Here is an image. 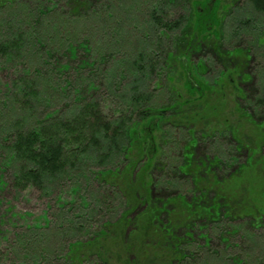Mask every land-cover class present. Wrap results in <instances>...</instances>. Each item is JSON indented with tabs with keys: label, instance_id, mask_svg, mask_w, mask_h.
<instances>
[{
	"label": "trees",
	"instance_id": "obj_1",
	"mask_svg": "<svg viewBox=\"0 0 264 264\" xmlns=\"http://www.w3.org/2000/svg\"><path fill=\"white\" fill-rule=\"evenodd\" d=\"M179 1L193 7L194 3L204 0L153 2L149 7V18L145 20L147 26L142 34V47L130 59H125L127 67L124 70L115 71L120 82L128 79L126 70L132 79L116 90H112L114 85L111 81L107 91L108 102L94 94L97 88L89 81L74 96L75 104L66 113L59 107L48 111H39L34 107L26 110V106L29 108L31 105L24 99L26 103L18 107L25 110V116L18 118V122L14 120L10 124L6 120L4 125L1 124V130L6 131L9 127L8 132L0 136V145L3 144L6 152L3 165L11 169L15 190L35 187L41 196L56 194L58 206L68 203L71 207L63 206L64 211H76L79 213L75 215L76 219L82 220L79 230L84 238L69 241L67 250L61 251L64 237L59 232L54 248H46L47 254L42 249L44 254L36 256L35 261L60 259L67 264H228L222 252L231 247L229 239L240 229L231 228L227 234H219V240L226 246L212 253L218 255L215 258L203 255L201 247L195 249L196 230L201 232L203 225L209 221L217 223L223 218L235 220L241 215L240 219L247 217L253 229L264 228V221L261 220L264 208L260 213L259 203L254 207L249 205V199H254V196L243 193V204L231 205L232 189L249 181L250 147L236 138L235 128L228 122L211 129L202 127L195 135L191 125L201 124L209 113L194 111L189 114L183 111L193 103L182 96L181 86L176 89L170 82L176 73L180 76L179 80L183 78L182 85L185 81L191 89H202L201 83L193 82L195 79L191 73L194 71L196 77L203 79L209 87L213 86L209 94L213 98L204 100V105L215 115L217 105L210 102L218 99L217 78L202 76L207 74L205 60L192 65L189 59L191 54L203 52L205 44L198 39L200 35L194 33L191 36L194 16L185 14V18L182 14L169 20L166 19V11H163L168 3L177 4ZM73 2L78 3L80 8L86 5V1ZM244 2L250 4L255 12H264V0ZM44 3V0L38 2L37 7L41 8ZM87 4L90 2L87 1ZM65 5L69 6L68 3ZM232 6L238 7L235 4ZM228 15L235 21L232 7L221 15L220 36L212 42L214 57L209 63L213 69L212 62H222V54L231 52L229 47L221 51ZM18 29L15 37L3 36L0 40V55L9 61L25 47V32L20 26ZM231 30L230 39H233V33L237 35L238 29L235 26ZM193 37L195 41H192ZM225 42L227 46L228 41ZM79 46L90 52L87 42L79 43ZM68 48H71V55L75 54L73 41ZM54 49L57 50V46ZM231 73L220 70L218 79L222 77L231 84ZM157 75L160 78L155 83V92L147 91L143 83ZM163 76L171 83H168L170 89L165 85L167 83L162 82L165 80ZM18 79L15 82L19 88H9L11 102L16 101L18 95L26 97L30 94L38 97L36 101L39 104L43 102L39 91L35 90V82L27 77ZM173 83L178 84V80ZM160 88L159 93L156 90ZM232 94L234 97H227L235 100L237 95L234 91ZM198 95L202 97V90ZM234 103L237 104L236 100ZM13 108L10 110L15 111L16 108ZM174 111L176 116L170 114ZM195 116L197 119L194 120ZM260 122L264 123V120ZM20 123L23 125L21 129L18 128ZM261 129L264 135V126ZM227 141L230 145L224 152L223 146ZM243 150L247 151V156L241 161L239 155ZM228 152L234 154L230 157L226 154ZM257 156L259 159L255 163L260 167L264 161V136ZM94 165L99 168L91 171ZM83 182L86 188H82ZM93 184L98 185L94 188L96 193L91 192V196L80 194L79 202L74 201L75 195L83 189L93 190ZM65 195L69 200H64ZM46 214L43 219L39 216L32 218L36 222H25L26 230L42 228L40 221L43 225L48 222ZM10 215L23 221L33 217L28 212H10ZM74 227L72 224L67 230L77 231L78 228ZM248 238L253 236L250 234ZM24 240L23 237L18 239L19 247L26 244ZM211 240L204 239L207 247L213 244ZM245 245L250 250L249 245ZM114 249L122 257L118 261L112 258ZM240 254L238 258H232V264H264V251L260 255L256 253L257 257L250 251Z\"/></svg>",
	"mask_w": 264,
	"mask_h": 264
},
{
	"label": "rangeland",
	"instance_id": "obj_2",
	"mask_svg": "<svg viewBox=\"0 0 264 264\" xmlns=\"http://www.w3.org/2000/svg\"><path fill=\"white\" fill-rule=\"evenodd\" d=\"M41 1L0 0V40L4 38L3 36L11 37L14 35L13 37H15L20 30L18 29L19 26L25 32V34L23 33L25 47L20 53H17L11 61L0 55V126L6 120L8 123L14 122V120L18 122L20 121L18 118L25 116L26 112L21 108L22 104L26 103L24 99H27L31 105L29 108L26 106V110L34 107L39 111H48L59 107L60 109L63 108L66 113L75 104L74 96L81 89H84L89 81L97 88L94 94L100 100L108 102L106 98L109 96L107 91L110 90L111 81L114 85L112 90H116L132 79V75L130 76L126 70L128 79H125L124 83L120 82L119 77L115 76V71L119 72L120 68L124 70L127 67V63L124 62L125 59H130L135 54L134 52L142 47L141 41L144 40L142 34L147 26L149 7L156 0H76L83 3L86 1V5L83 7L81 5V8L73 0H44V5L41 8L37 7L38 2L41 3ZM87 1L90 4H87ZM236 1L216 0L211 2L204 0L194 3L193 7L192 4L189 6L179 1L177 4L168 3L163 8V11H166V19L169 20H173L182 14L184 17L185 14L194 16L191 36H194V33L200 35L198 39L207 46L204 44V48H202L204 51L191 54L189 59L192 65L205 60L207 74L202 76L205 78L212 76L210 78L213 79L216 76L217 78L218 99L210 102V104L217 105L215 115L209 112L208 107L204 105V100L208 101L213 98L212 95H209L213 86L209 87L203 79L196 77L194 71L191 75L195 80L192 79V81L201 83L202 89H191L185 85V81L182 85L183 78L179 80L180 76L176 75L175 72V76L172 74L174 79L170 82L176 89L181 86L182 96L190 99V102L193 103L186 106L183 111L189 114L194 113V111L209 113L201 124L198 122V124L191 125L195 129V135L202 127L211 129L218 124L223 125L228 122L234 126L233 132L236 138L250 147L251 159L248 168L252 170L248 171L249 181L232 189L231 205L236 207L243 204L241 194L248 193L254 196V199L248 198L249 205L254 207V204L259 203L261 205L260 213H262L264 208V161L262 160L260 167L256 166L255 161L259 159L257 154L260 152L264 136L263 129H261L264 123L260 122L264 120V112H260L264 109V12H255L250 7L251 5L244 0ZM66 3L69 6L65 5ZM233 4L238 7L232 6ZM229 7L234 9L235 21L228 15V27L223 36L228 43L226 46V42L221 41L223 46L221 51L229 47L231 52L228 55L222 54V62H218V60L215 63L212 62V65L214 64L213 69L209 63V60L214 57L211 50L212 42L213 39L220 36L221 15L229 12ZM235 26L238 29V34L232 32L234 38L230 39L229 32ZM194 39L196 38L193 37L192 41H195ZM71 41L76 48L75 54L72 55L70 54L71 48H68ZM85 42L90 49L88 53L79 46V43ZM56 46L58 51L54 49ZM220 70L232 72L231 84L222 77L218 79ZM159 76L152 77L146 84L143 83L147 91L155 92V83L159 80ZM21 77H27L35 82L37 89L33 88L32 90L39 91L42 103L39 104L36 101L38 97L31 94L26 95V97L18 95V99L16 98V101L11 102L12 97L9 96H12V93L9 88L16 89L18 85L15 81ZM163 78L165 77L163 76ZM177 80L178 84H174L173 82ZM162 82L167 83L165 85L169 88L168 83H171L166 78ZM163 88L162 90H164ZM201 90L202 97L198 95ZM156 91L160 93L161 88ZM232 91H234L235 96L237 95L235 97L237 104L234 103L233 98L230 100L227 97L229 95L234 97ZM167 92L174 94L171 91ZM167 95L170 94L167 93ZM207 95L209 96L205 99ZM11 107L16 108V110L11 111ZM170 114L172 116L177 115L175 111ZM195 119L197 116L194 117ZM22 126L20 123L18 128L21 129ZM8 129L9 127L4 131L0 128V136L7 133ZM185 136L188 138L187 134ZM2 145H0V231L2 232L0 235V264H67L60 259H49L48 261H35V259L39 254H44V250L47 254L46 248H54V242H56L59 232H62L64 237V241L62 240L61 243V251L67 250L66 245L69 241L84 238V234L79 230L82 220L75 217L79 213H75L74 210V212L66 213L63 206L70 205L67 203L58 206L56 194L41 196L35 187L21 191L15 190L12 185L13 174L11 169L3 165L6 152ZM229 145V141L224 143V152ZM258 145L259 147L256 148ZM219 147L220 150H223L221 146ZM205 148L208 147L205 146ZM226 154L231 157L234 152ZM246 156L247 151H241L239 160L242 161V158ZM97 168L99 167L94 165L91 171ZM86 187L83 182L82 188ZM92 187L93 190L90 188V191L80 189L82 191L75 195L74 201L79 202L78 196L80 194L91 196L92 193H96L94 188H98V185L93 184ZM66 188L67 185L64 186V189ZM68 198L66 195L64 196V200ZM10 212L19 214L28 212L33 217H27L26 221H23L18 217H11ZM45 212L48 222L43 225V222L40 221L42 228L37 230L33 228L35 229L33 231L26 230L25 222L29 224L32 221L36 222V219L32 220V218H38V216L43 219ZM240 218L242 215L235 220L223 218L217 223L207 222L206 225H203L204 229L201 232L199 229L195 232V249L199 250L201 247L200 249L204 251L203 255L215 258L218 255L212 253H215L216 250L220 251L226 246L219 240V234L224 235L231 228H239L238 233L229 239L228 245L231 247L226 249L225 253L222 252V256L225 255L228 264H232L233 257L241 256L240 253L250 251V253H254V257L260 255L264 251V228L253 229L251 225L249 226L247 217H244L243 220ZM261 220L264 221V214ZM72 224L78 228V232L73 229L67 230ZM198 224L200 223L198 222ZM59 227L64 230H60ZM250 234L253 238L249 239L248 235ZM20 237L26 241L23 247H19L17 243ZM205 238H211L213 244L207 247L204 243ZM245 244L249 245L250 250ZM112 258L114 261H118L122 257L114 249ZM248 264L256 263L248 262Z\"/></svg>",
	"mask_w": 264,
	"mask_h": 264
}]
</instances>
